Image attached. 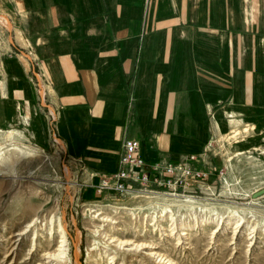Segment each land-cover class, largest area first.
Segmentation results:
<instances>
[{"label": "rangeland", "instance_id": "374dc122", "mask_svg": "<svg viewBox=\"0 0 264 264\" xmlns=\"http://www.w3.org/2000/svg\"><path fill=\"white\" fill-rule=\"evenodd\" d=\"M72 2V8H76L91 4L92 0H48L47 4L62 8ZM19 3H25V8L20 10ZM37 3L38 0H0V161H6L8 166L0 170V236L5 240L0 243V264H45L44 247L52 246L49 250L52 252L58 245L57 237L49 243L47 233L40 241H33L32 233L20 237L21 241L16 244L18 251L12 253L16 240L13 234L37 218L40 221L54 219L55 231L58 223L67 227L71 263L75 264V245L80 232L81 264H88L90 247L100 253L93 264H112L110 249H106L104 241L94 231L99 223L92 219L95 214L91 212L98 208L117 222L109 227L108 234L152 242L158 247L156 251L169 255L179 264H264V0H187L186 4L194 11L190 20L200 4L207 9L216 5L220 25L213 29L209 13L205 21L202 12L203 27L188 22L192 25L175 28L176 34L197 37L201 34L212 41L213 35H217V44L205 46H217L216 58L224 75L238 66L240 86L244 83L242 74L247 71L243 68L247 65L253 68L255 102L248 110L235 109L231 99L223 93L221 107L211 110L206 118L208 123H194L190 131L177 126L170 156L158 155L154 164L144 161L138 141L140 158L146 166L157 165L161 173L167 174L159 176L171 179L172 185H156L142 191L133 189L126 194L114 189L100 191L99 187L106 180L112 187L113 174L101 175L104 179L99 184L96 180L92 182L93 177H88L91 173L85 171L79 158L69 155L59 136V112L51 101L54 85L45 46L54 41L53 44L61 47L58 41H64L71 33L76 35L77 30L58 29L52 24L43 27ZM182 3L184 0L179 6ZM110 4L108 20L116 24L128 21L134 25L116 26L111 34H121L125 29L128 35L137 37L139 60L146 51L145 43L164 34L159 21L182 15L169 11L175 8L173 0H110ZM136 6L142 10H135ZM237 6L244 8L241 18ZM245 9H249V21ZM68 12L65 14H73L75 20L80 14L84 15L76 10ZM198 46L189 43L178 48L179 52H184L180 62H190L189 57L194 59L197 52L193 49H199ZM188 66L190 63L186 69ZM223 84L225 87L226 81ZM218 108L223 118H217L222 121L216 123ZM200 117L197 115L196 120L203 121ZM166 163L177 171L179 166L188 165L201 173V177L195 180L189 177L187 185L180 182L176 185V174L161 169ZM162 209L171 212L164 213ZM216 214H225L228 222L232 217L237 220L244 217V227L234 235L235 225L219 224ZM175 222L191 225L188 245L177 246L174 237L166 236L170 233L160 227L169 230ZM252 229L257 237L250 240L248 234ZM33 242L40 245L34 256L30 251ZM123 263L127 264L121 258L115 259L113 264ZM142 263L139 260L134 264Z\"/></svg>", "mask_w": 264, "mask_h": 264}, {"label": "crops", "instance_id": "0c3cea01", "mask_svg": "<svg viewBox=\"0 0 264 264\" xmlns=\"http://www.w3.org/2000/svg\"><path fill=\"white\" fill-rule=\"evenodd\" d=\"M47 1L38 0L36 4L43 27L52 24L58 29L77 30L76 35L71 33L64 41H58L61 47L53 44L54 41L47 43L46 58L54 85L51 101L59 112V136L69 155L79 158L85 171L91 173L88 177H93L92 182L96 180L99 184L104 177L117 171L126 139L140 141L142 158L149 165L156 162L158 155L170 156L176 127L182 125L183 130L190 131L194 123H208L206 118L223 102V93L228 95L235 109L253 107L255 81L251 66L243 68L247 71L242 74L244 83L240 86L238 66L224 75L216 58L217 46H205L217 44V35H213L212 41L201 34L198 37L176 34L175 28L192 25L188 22L203 27L202 12L205 21L209 13V23L217 29L220 23L216 5L207 9L200 4L190 20L194 11L186 4L187 0L180 6L181 0H173L175 8L169 11L182 15L159 21L161 24L158 25L165 29L164 34L145 43L146 51L139 60L137 37L128 35L125 29L121 34H111V29L116 26L134 25L128 21L116 24L108 20L110 0H92L91 4L76 8H72L74 2L58 8ZM25 6V3L18 4L20 10ZM138 8L136 6L135 10ZM236 8L241 18L244 8ZM74 10L84 15L80 14L75 20L73 14H65ZM245 11L249 21V9ZM189 43L198 44L199 49H193L197 52H194V59L189 57L190 62L181 63L180 55L184 52H179L178 48ZM181 68L186 69L185 72L180 73ZM216 114V123L222 121L220 108ZM197 115L204 122L197 121ZM101 175L105 176L101 178Z\"/></svg>", "mask_w": 264, "mask_h": 264}, {"label": "bare ground", "instance_id": "6f19581e", "mask_svg": "<svg viewBox=\"0 0 264 264\" xmlns=\"http://www.w3.org/2000/svg\"><path fill=\"white\" fill-rule=\"evenodd\" d=\"M6 161H0V170L3 171L8 169V166L6 164ZM167 165V163L165 164ZM164 165V166H165ZM162 167V166H161ZM190 179L189 177H187ZM149 185H144L142 182H129L127 183L128 189L127 193H131L132 191L128 190H133V189H138V190H148ZM153 188V187H152ZM92 211V210H91ZM104 209L98 208L97 210H93L91 213H94L95 215L92 216V219L94 221H97L99 224H97L96 228L97 230H94L97 236L100 237L102 241H104L106 245V249H110L109 256H111L112 264L115 262V259H121L123 258V261L127 264H134L136 261H143L142 264H179L177 261H175L172 257H170L167 254L161 253L159 251H156L158 247L148 241H142V240H137L135 237L125 239L124 237L120 236L117 234H108L109 227L113 225H116L117 222L111 219L109 216H107L104 212ZM164 213L171 212L169 209H162ZM158 215V214H157ZM162 215V214H161ZM234 215V214H233ZM216 221L220 224L226 222V226H229L231 224H234L233 232L234 235H236L238 232L239 228L244 227V217H239V220L237 218L232 217L229 222H228V217L225 216V214H216ZM235 216V215H234ZM153 219L155 220L156 217L154 216ZM234 220H236L234 222ZM174 221V219H173ZM215 221V222H216ZM154 222V221H153ZM157 222V221H156ZM213 219L212 222L213 223ZM207 221L203 224L204 226L206 225ZM56 222L54 219L48 220V219H43L40 221L39 218L34 219L32 222L28 223L24 229L18 230L16 233L13 234L12 238H15V242L12 246H15L13 249V254H15L18 251V245L17 242L21 241L19 240L20 237H27L29 233L33 234V241H40V238H45L46 233L48 236L49 243L52 244V240L57 237L58 238V245L57 248L54 251H49L52 249V246L48 245L44 247V254L42 255L43 260H45V264H73L71 263V258H70V247H69V234H68V229L66 226L62 225L61 223H58L57 227L58 230L55 231L56 228ZM96 224V223H95ZM152 224V223H151ZM155 225V224H154ZM160 226V225H159ZM162 230L169 232L170 234H165L166 236H173L174 241H176V245L181 247L184 245H188L187 240L189 236V231L192 228L189 223L183 222V223H176L172 224L169 228V230L164 229V227L160 226ZM253 228V227H252ZM107 229V231L105 230ZM122 229H117V231H120ZM218 231V230H216ZM260 231V230H259ZM161 232V231H160ZM241 232V229L240 231ZM255 230H251V232L248 234L249 239L253 240L254 238L257 237V234H255ZM164 235V234H163ZM238 237V236H237ZM172 238V237H171ZM232 239V238H231ZM234 239V238H233ZM4 237L0 236V243L4 242ZM77 243L75 245V257H74V262L75 264H81L80 262V255H81V248H80V241H81V233L79 232L77 235L76 239ZM235 241V240H234ZM237 242V241H236ZM31 255L34 256L38 252L37 245H39V242H33ZM233 243V242H232ZM253 243V242H251ZM42 244V243H40ZM95 245V244H94ZM252 245V244H251ZM186 247V246H185ZM40 249V248H39ZM100 249V248H99ZM189 249V248H187ZM101 251V250H100ZM102 252V251H101ZM106 251L105 253H107ZM100 255L99 252L96 251L95 248L90 247L88 248V258L89 262L88 264H93L97 262L96 257ZM31 259H34V257H31ZM141 263V262H140ZM13 264V263H11ZM124 264V263H123Z\"/></svg>", "mask_w": 264, "mask_h": 264}, {"label": "built area", "instance_id": "2783aa9c", "mask_svg": "<svg viewBox=\"0 0 264 264\" xmlns=\"http://www.w3.org/2000/svg\"><path fill=\"white\" fill-rule=\"evenodd\" d=\"M179 167L180 170L177 171L176 167L167 164L164 167H161V169L165 168L164 170L167 171V173H171L172 175L176 174L174 181L176 185L179 184V182L180 185H187V177H191L193 180L197 179V177H201V173L193 170L188 165H181ZM174 171H176L177 173H175ZM149 173L151 174V176H149ZM159 175L167 176L166 173L160 172L157 165L153 167L149 165L146 166L144 161L140 158L139 142L136 140L126 139L122 144L118 169L112 176V187H110L109 185V180H106L103 182V185L99 187V189L101 188L100 191L114 189L121 194H126L128 189L127 183L129 182L136 183L139 181L144 185L150 184L149 188L156 185H172L171 179L165 180Z\"/></svg>", "mask_w": 264, "mask_h": 264}]
</instances>
